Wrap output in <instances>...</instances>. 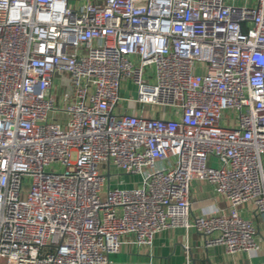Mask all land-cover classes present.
I'll list each match as a JSON object with an SVG mask.
<instances>
[{
  "label": "built area",
  "instance_id": "2783aa9c",
  "mask_svg": "<svg viewBox=\"0 0 264 264\" xmlns=\"http://www.w3.org/2000/svg\"><path fill=\"white\" fill-rule=\"evenodd\" d=\"M192 181L227 210L195 213ZM243 206L264 218V0H0V264L176 227L258 253Z\"/></svg>",
  "mask_w": 264,
  "mask_h": 264
},
{
  "label": "crops",
  "instance_id": "0c3cea01",
  "mask_svg": "<svg viewBox=\"0 0 264 264\" xmlns=\"http://www.w3.org/2000/svg\"><path fill=\"white\" fill-rule=\"evenodd\" d=\"M190 189L195 213L199 214L202 208L205 211L227 210V203L213 193L208 183L192 181ZM250 210V206L241 207V215L252 219L256 225L261 247L258 253L227 255L223 248L205 250L194 229L176 227L157 233L150 249L137 250L129 243L124 244L118 254L110 256V264H264V218L251 215Z\"/></svg>",
  "mask_w": 264,
  "mask_h": 264
},
{
  "label": "rangeland",
  "instance_id": "374dc122",
  "mask_svg": "<svg viewBox=\"0 0 264 264\" xmlns=\"http://www.w3.org/2000/svg\"><path fill=\"white\" fill-rule=\"evenodd\" d=\"M63 80L65 81V82H68V78H67V76H63ZM133 95H135V94H133ZM135 107V104L134 103H132V102H130L129 103V108L130 109H133ZM145 109H144V111H146V107H144Z\"/></svg>",
  "mask_w": 264,
  "mask_h": 264
}]
</instances>
